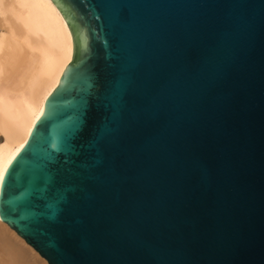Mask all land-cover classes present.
Listing matches in <instances>:
<instances>
[{
    "label": "water",
    "instance_id": "1",
    "mask_svg": "<svg viewBox=\"0 0 264 264\" xmlns=\"http://www.w3.org/2000/svg\"><path fill=\"white\" fill-rule=\"evenodd\" d=\"M52 1L72 54L0 220L49 264H264V0Z\"/></svg>",
    "mask_w": 264,
    "mask_h": 264
},
{
    "label": "bare ground",
    "instance_id": "2",
    "mask_svg": "<svg viewBox=\"0 0 264 264\" xmlns=\"http://www.w3.org/2000/svg\"><path fill=\"white\" fill-rule=\"evenodd\" d=\"M72 54L52 0H0V173L22 144ZM0 264H49L0 220Z\"/></svg>",
    "mask_w": 264,
    "mask_h": 264
},
{
    "label": "snow or ice",
    "instance_id": "3",
    "mask_svg": "<svg viewBox=\"0 0 264 264\" xmlns=\"http://www.w3.org/2000/svg\"><path fill=\"white\" fill-rule=\"evenodd\" d=\"M4 171H7V169H4ZM4 182V176L2 173H0V184H3Z\"/></svg>",
    "mask_w": 264,
    "mask_h": 264
}]
</instances>
